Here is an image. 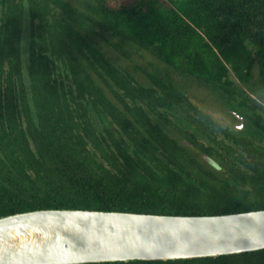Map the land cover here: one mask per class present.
<instances>
[{"label":"trees","instance_id":"trees-1","mask_svg":"<svg viewBox=\"0 0 264 264\" xmlns=\"http://www.w3.org/2000/svg\"><path fill=\"white\" fill-rule=\"evenodd\" d=\"M78 2L0 0V216L264 209V122L235 83L264 100V0ZM97 28L222 91L244 125L206 114L168 73H125L88 39ZM84 264H264V248Z\"/></svg>","mask_w":264,"mask_h":264},{"label":"water","instance_id":"water-1","mask_svg":"<svg viewBox=\"0 0 264 264\" xmlns=\"http://www.w3.org/2000/svg\"><path fill=\"white\" fill-rule=\"evenodd\" d=\"M263 248L264 209L172 214L42 208L0 216V264L167 260Z\"/></svg>","mask_w":264,"mask_h":264},{"label":"rangeland","instance_id":"rangeland-1","mask_svg":"<svg viewBox=\"0 0 264 264\" xmlns=\"http://www.w3.org/2000/svg\"><path fill=\"white\" fill-rule=\"evenodd\" d=\"M78 8H83L78 0H68ZM55 17H62L64 12L60 8L54 9ZM88 29L93 25L86 24ZM98 32L89 35L88 39L97 43V46L105 53L125 73H130L139 82L143 84L150 83L148 73L160 71L161 75L165 73L170 75V78L179 84L184 89L185 95L198 108H201L206 114L212 116L215 120L223 123H228L230 127L239 126L241 121L234 119L230 113L225 110L226 104L229 103L222 91L205 84H200L191 77H183L168 66L163 61L152 55L147 50L140 48L138 45L113 36L107 30L97 28ZM231 77L234 79L233 73ZM244 93L248 96V103L252 106L253 117L256 120L264 122V100L255 93H251L242 83L235 79ZM106 87V86H105ZM240 98L239 96H237ZM247 121V120H246ZM221 136V135H220Z\"/></svg>","mask_w":264,"mask_h":264},{"label":"flooded vegetation","instance_id":"flooded-vegetation-1","mask_svg":"<svg viewBox=\"0 0 264 264\" xmlns=\"http://www.w3.org/2000/svg\"><path fill=\"white\" fill-rule=\"evenodd\" d=\"M27 3H28V0H27ZM24 29H25V34H26V31H27V27H25ZM243 125H244V123H243ZM243 125H242V126H243Z\"/></svg>","mask_w":264,"mask_h":264}]
</instances>
